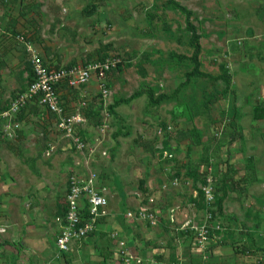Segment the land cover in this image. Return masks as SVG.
<instances>
[{"label":"rangeland","instance_id":"1","mask_svg":"<svg viewBox=\"0 0 264 264\" xmlns=\"http://www.w3.org/2000/svg\"><path fill=\"white\" fill-rule=\"evenodd\" d=\"M176 2L191 11L200 35L199 70L222 78L190 76V34L169 0H0V113L26 92L27 46L49 70L113 62L103 81L92 76L75 89H58L63 113L83 119L82 148L68 147L56 117L32 99L17 115H36L29 129L38 142L14 147V156L1 150L2 161H44L37 171L31 165L35 174L67 184L73 173L95 172L114 212L137 210L157 195L155 208L179 229L185 218L172 221V210L192 211L197 223L203 208L192 195L208 174L227 202L243 200L264 212V0ZM150 97L162 98L155 104ZM10 167L12 174L19 169ZM20 169L17 174L29 175ZM20 184H6L16 187L7 193L22 194ZM8 194L0 180V205ZM18 199L14 204L23 205ZM179 231L193 248L191 235ZM12 234L0 249L18 258L17 231ZM17 258L4 263L18 264Z\"/></svg>","mask_w":264,"mask_h":264},{"label":"crops","instance_id":"2","mask_svg":"<svg viewBox=\"0 0 264 264\" xmlns=\"http://www.w3.org/2000/svg\"><path fill=\"white\" fill-rule=\"evenodd\" d=\"M3 113H0V134L4 132L10 138L0 135V151L2 150V153L3 150H6L11 156H14L11 152L15 150L14 147H24L32 142H38L32 135V130L29 129V127L35 126V124L31 125V121L36 120L34 113L27 110L22 115H17L18 122L3 117ZM12 121L13 124L17 123L21 128L17 134L11 128ZM39 142L41 143V140ZM50 148L53 149V145H50ZM45 154L48 155V151ZM2 158L0 152V180L2 181L3 194L14 192L16 187L6 184L15 181L21 183L17 187L22 194H8L6 197L10 200L0 205V243L10 240L13 235L12 230H16L18 234L16 238L19 239L20 246V250H17L18 258L8 250H6L7 252L3 250L5 254H2V249H0V264H5L6 257L12 258V261L17 258L15 263L18 264H123V254L139 259L140 264H198L200 261V255L195 249L190 248L183 241L182 233H179L180 229L171 225L166 219L168 218L167 214L159 208L162 218L152 225L126 219L125 213L130 210L114 212L110 209V205L108 214L99 220L96 230L92 234L80 243H72L66 253H59L55 246V239L59 232L56 218L63 215L67 182L65 179H56L54 175L45 177L44 174L41 176L35 174L31 165L35 163L34 168L37 171L39 167H44V161L16 162L2 161ZM23 162H26V165ZM18 163H23V165ZM10 165L18 166L20 172V167L24 166L29 175L25 177L24 174H17L18 170L16 169L12 174ZM76 173L84 174L86 172ZM11 177L15 180L10 179ZM197 188L199 190V184ZM103 189L105 190V188ZM198 190L193 191V200L196 199L194 195L198 194ZM19 196L24 200L23 205L16 206L14 201L19 200ZM151 197L155 201L158 198L157 195ZM226 198L227 196L223 201L222 212L218 214V219L224 230L216 233L210 239L206 250L207 264H264V233L262 229L264 228V212L257 211L258 209L256 210L255 207L250 206L249 202L243 200L237 204H230ZM46 202L53 207H47ZM190 212L192 211L187 209L176 211L173 214V221L176 216L185 218V222L191 221L193 216ZM12 213L17 215L14 217L15 220L11 216ZM170 216L172 215L170 214ZM139 225L142 227L140 228ZM120 242L124 243V247L119 245ZM5 245L8 248L10 245L14 246L13 244ZM130 264L136 263L132 260Z\"/></svg>","mask_w":264,"mask_h":264},{"label":"built area","instance_id":"3","mask_svg":"<svg viewBox=\"0 0 264 264\" xmlns=\"http://www.w3.org/2000/svg\"><path fill=\"white\" fill-rule=\"evenodd\" d=\"M0 32H2L1 27ZM16 38L22 40V38ZM27 50L30 53V83L26 88V92L2 116L10 120L16 119L17 114L25 107L28 100L34 99L47 114L56 117L57 131L62 133L63 137L68 140V147L73 146L79 150L83 147V144L78 128L83 119L77 113L69 115L63 113V101L58 94V89L63 84L67 85L69 89H75L78 86L87 84L92 76L98 81H103L109 67L113 66V62H94L85 67L49 70L39 53L29 46H27ZM13 125V128H18L17 123ZM217 189L218 185L213 176L208 174L203 177L199 183V190L202 192V217L197 223L188 221L180 227V230L184 233L188 232L191 235L192 246L200 255L198 264H207V245L212 236L224 230L221 221L218 219L215 205ZM104 192L105 190L98 185V175L95 172L73 173L70 176L64 197L63 215L56 218L59 232L55 239V246L59 253L69 251L72 243L82 242L96 230L99 220L108 214L109 203ZM194 197L197 200V193ZM153 205H155V199L151 197L147 200L146 206L126 212L125 218L154 225L162 217L159 210ZM192 206H195V204ZM171 213L174 214L175 211L172 210ZM173 214H171L172 221ZM119 245L124 247L123 242H120ZM123 256V264H130L132 260L136 264H140L139 259H135L128 254H123Z\"/></svg>","mask_w":264,"mask_h":264},{"label":"trees","instance_id":"4","mask_svg":"<svg viewBox=\"0 0 264 264\" xmlns=\"http://www.w3.org/2000/svg\"><path fill=\"white\" fill-rule=\"evenodd\" d=\"M169 5L173 8L178 10L180 13H182L185 17V23H186V30L189 32L190 37H189V44L191 46L192 49V54L189 58L191 64H192V71L190 72V76L192 77H199V78H209L212 80H217L218 78H222V77H212L206 73L201 72L200 69V60H199V56H200V51H201V45H200V35L198 34L196 27L194 26V24L191 22V16L192 13L191 11L187 10L186 8L182 7L181 5H179L176 0H169ZM29 67V83L31 80V73H30V65L28 64ZM224 79V78H223ZM28 83V84H29ZM152 100V97H150ZM162 97H160L161 99ZM159 99V100H160ZM158 99L156 100H152V103L157 104V102H160ZM198 190V189H197ZM224 190H223V194L221 196H219L218 194L216 195V209H217V213L221 214L222 212V203L224 201L225 198V194H224ZM196 201V200H194ZM197 201L200 203V207L201 209L203 208V204H202V192L200 190H198V194H197Z\"/></svg>","mask_w":264,"mask_h":264}]
</instances>
